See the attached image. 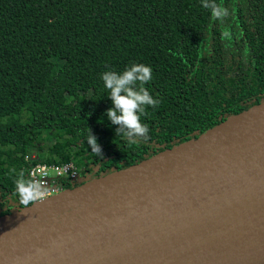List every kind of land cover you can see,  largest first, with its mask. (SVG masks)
Listing matches in <instances>:
<instances>
[{
	"label": "trees",
	"instance_id": "trees-1",
	"mask_svg": "<svg viewBox=\"0 0 264 264\" xmlns=\"http://www.w3.org/2000/svg\"><path fill=\"white\" fill-rule=\"evenodd\" d=\"M216 3L223 21L202 0H0V217L24 208L21 170L72 163L89 174L60 185L72 189L262 103L264 0ZM133 63L151 66L145 87L160 103L141 118L150 139L130 144L105 114L101 75Z\"/></svg>",
	"mask_w": 264,
	"mask_h": 264
},
{
	"label": "water",
	"instance_id": "water-1",
	"mask_svg": "<svg viewBox=\"0 0 264 264\" xmlns=\"http://www.w3.org/2000/svg\"><path fill=\"white\" fill-rule=\"evenodd\" d=\"M0 264H264V101L0 217Z\"/></svg>",
	"mask_w": 264,
	"mask_h": 264
},
{
	"label": "clouds",
	"instance_id": "clouds-1",
	"mask_svg": "<svg viewBox=\"0 0 264 264\" xmlns=\"http://www.w3.org/2000/svg\"><path fill=\"white\" fill-rule=\"evenodd\" d=\"M202 6L211 10L215 20L223 21L229 15V10L216 0H202ZM101 79L113 105L105 114L116 126V134L130 144L136 143L138 138L150 139L149 128L141 118L148 107L155 108L160 103L145 87L153 79L151 66L133 63L122 72L105 71ZM86 142L93 153L102 155L101 146L91 131ZM14 184L18 202L24 208L44 201L49 193V187L41 179L30 174L26 176L23 170L14 177Z\"/></svg>",
	"mask_w": 264,
	"mask_h": 264
},
{
	"label": "built area",
	"instance_id": "built-area-1",
	"mask_svg": "<svg viewBox=\"0 0 264 264\" xmlns=\"http://www.w3.org/2000/svg\"><path fill=\"white\" fill-rule=\"evenodd\" d=\"M25 158L29 159V156L27 155ZM29 174L41 179V181L49 187V193L46 198L61 192L63 189L60 188V185L64 182H69L72 186H76L89 176L88 172L84 171L81 167H76L72 163L64 165H46L38 163L29 168L28 175Z\"/></svg>",
	"mask_w": 264,
	"mask_h": 264
},
{
	"label": "rangeland",
	"instance_id": "rangeland-1",
	"mask_svg": "<svg viewBox=\"0 0 264 264\" xmlns=\"http://www.w3.org/2000/svg\"><path fill=\"white\" fill-rule=\"evenodd\" d=\"M35 157V154L31 155V159H33Z\"/></svg>",
	"mask_w": 264,
	"mask_h": 264
}]
</instances>
